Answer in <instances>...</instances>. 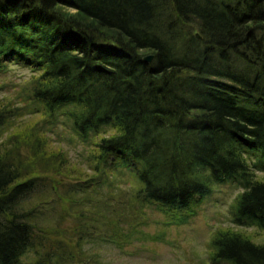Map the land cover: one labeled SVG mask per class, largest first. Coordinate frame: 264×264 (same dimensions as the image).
<instances>
[{"label": "trees", "instance_id": "1", "mask_svg": "<svg viewBox=\"0 0 264 264\" xmlns=\"http://www.w3.org/2000/svg\"><path fill=\"white\" fill-rule=\"evenodd\" d=\"M9 64L32 75L18 103L0 100V136L13 125L0 264H102L90 243L123 246L147 205L179 217L227 180L244 187L230 220L264 231V0H0V74ZM30 113L41 117L17 124ZM61 114L90 147L84 175L50 144ZM126 171L123 199L110 189ZM208 252L264 264V240L232 226Z\"/></svg>", "mask_w": 264, "mask_h": 264}, {"label": "rangeland", "instance_id": "2", "mask_svg": "<svg viewBox=\"0 0 264 264\" xmlns=\"http://www.w3.org/2000/svg\"><path fill=\"white\" fill-rule=\"evenodd\" d=\"M9 65L8 71L0 74V100L3 102L14 100L18 103L20 97L17 96L28 92L32 70L20 64ZM3 83L5 85H2ZM40 117V113L26 114L17 124L24 125ZM66 121L70 123L66 115L61 114L57 123L49 125L47 128L49 141L51 146L64 149L71 158V163L78 164L77 174L84 175L89 172L85 153L90 147L83 146L80 137L72 134ZM10 126L9 131H4L0 136V140L13 130V125ZM256 174L264 178L263 170L257 169ZM128 175L129 172L126 171L110 189L115 194L124 195L123 199L130 196L132 181ZM243 188L242 184L234 180L219 182L199 204L179 217H168L165 212L147 205L146 224H141L142 233L136 239L123 246L113 241L90 243L89 251H100L102 264H212L208 252L209 240L219 227L232 226L244 229L255 240L259 242L264 240L262 229L256 226L239 227L230 220L231 203ZM105 189L107 192L108 187ZM102 208L108 215L112 212L105 205ZM123 212L129 214L130 210L126 209ZM71 222L69 219L66 223ZM123 227L126 229L127 225L123 224Z\"/></svg>", "mask_w": 264, "mask_h": 264}, {"label": "water", "instance_id": "3", "mask_svg": "<svg viewBox=\"0 0 264 264\" xmlns=\"http://www.w3.org/2000/svg\"><path fill=\"white\" fill-rule=\"evenodd\" d=\"M147 60H151L152 59V55H149L146 57Z\"/></svg>", "mask_w": 264, "mask_h": 264}]
</instances>
